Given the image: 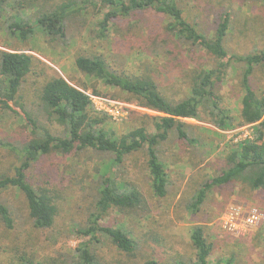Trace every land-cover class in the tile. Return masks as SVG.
I'll use <instances>...</instances> for the list:
<instances>
[{
	"label": "rangeland",
	"instance_id": "obj_1",
	"mask_svg": "<svg viewBox=\"0 0 264 264\" xmlns=\"http://www.w3.org/2000/svg\"><path fill=\"white\" fill-rule=\"evenodd\" d=\"M62 1L49 0V4L54 6ZM225 6L232 10V30L225 40L226 50L245 54L264 49V8L259 3L251 0H183L181 8L190 19L196 20L199 29L210 34L216 24V14ZM104 11L90 10L88 14L68 21L65 43H60L49 41L38 29L32 38L18 41L5 30L4 22L16 14L14 9H8L0 21V50L22 51L35 56L51 68V74L63 77L93 97L94 110L107 117L103 127L110 135L119 137L139 127L153 133L151 119L162 114L142 107L134 96L79 72L74 65L76 54H101L117 72L138 75L141 71H149L157 78L166 96L175 99L186 94L182 61L177 60L179 56L194 55H189L187 47L169 44L170 38L164 30L166 20L154 12L140 13L134 18L118 21L112 27L110 24L108 37L98 39L96 23ZM21 15L32 20L34 10H26ZM262 73L261 69H256L251 78L257 94L264 91ZM42 80L43 77H31L25 82L22 96L27 108H34ZM239 80V65L233 64L218 86L221 104L230 111L235 122H238L242 97ZM98 99H102V107L108 108L111 115L97 111ZM8 105L12 111L0 107V141L23 142L27 138L23 112L14 102H8ZM182 122L191 143L179 140L171 132L168 139L156 147L169 179L163 198L152 195L143 149L127 157L116 168L117 177L133 182L143 200L134 209L110 211L100 223L126 230L138 243L137 250L133 254L120 252L99 235L89 242L90 249L104 264H142L146 257L168 262L187 261L193 257L190 231L195 225H201L212 247L208 258L210 264L230 257L233 264H264V220L245 236L228 234L219 221L232 205L244 209L255 206L264 214V210L253 202V192L245 185L234 182L215 187L196 213L186 210L199 185L225 166L224 158L236 145L234 140L249 134L255 138L254 127L220 130L203 113L198 120L182 119ZM262 132L264 140V129ZM109 160L107 155L85 151L72 152L68 156H45L33 164L27 172L31 184L50 187L60 196L58 214L49 229L32 227L25 200L17 190L1 192L0 200L9 210L12 228H6L0 221V264H24V259L32 260L34 264H69L73 249L89 241L75 230L76 226L85 225L86 213L95 196L92 180ZM16 165L15 159L0 149V174L11 175Z\"/></svg>",
	"mask_w": 264,
	"mask_h": 264
},
{
	"label": "trees",
	"instance_id": "obj_2",
	"mask_svg": "<svg viewBox=\"0 0 264 264\" xmlns=\"http://www.w3.org/2000/svg\"><path fill=\"white\" fill-rule=\"evenodd\" d=\"M251 1L264 8V0ZM182 3L183 0H64L51 6L49 0H0V21L6 10L16 11L4 23L5 30L20 42L32 38L38 29L49 41L65 43L66 23L94 9H105L95 30L96 37L105 40L110 24L112 27L116 22L134 18L140 13L154 12L166 20L164 30L170 38L169 44L187 47L189 55H194L179 56L177 60L182 61L186 94L175 99L166 96L157 78L149 71H141L138 75L117 72L110 68L101 54H76L74 65L79 72L134 96L142 107L162 114L151 119L153 133L139 127L115 137L103 127L106 115L94 110L83 90L63 77L51 74V68L31 54L0 50V107L12 111L8 102H14L23 112L27 131L23 142L0 141V149L17 163L11 175L0 174V193L15 189L22 194L33 228L44 230L53 227L60 199L58 192L50 187L31 184L27 172L33 164L45 156H68L72 152L93 151L110 157L109 164L92 180L95 196L86 213L85 225L76 226V234L88 237L89 241L73 249L69 264H104L88 245L97 235L106 238L120 252L133 254L137 250L138 243L126 230L100 223L110 211L134 209L143 200L133 182L117 177L116 168L127 157L143 149L152 195L163 198L169 179L156 147L166 141L171 132L183 142H192L182 119L198 120L203 113L220 130L248 125L255 129V138L237 143L225 156V166L219 173L199 185L186 205L189 213H196L206 195L215 187L234 182L251 191L264 187V91L257 94L251 85L256 69H261L264 75V49H254L245 54L228 52L225 40L232 30L231 8H221L216 14L214 29L207 34L199 29L196 20L185 14ZM26 10H34L32 20L20 16ZM233 64L239 65L242 91L238 122L222 106L218 93L219 84ZM31 77H43V83L39 86L34 108H27L22 88ZM0 221L6 228H12L9 210L1 200ZM189 243L193 257L187 261L168 262L146 257L142 264H210L208 258L212 247L201 225L191 229ZM24 264L34 262L24 259ZM215 264L233 263L230 257L218 259Z\"/></svg>",
	"mask_w": 264,
	"mask_h": 264
},
{
	"label": "built area",
	"instance_id": "obj_3",
	"mask_svg": "<svg viewBox=\"0 0 264 264\" xmlns=\"http://www.w3.org/2000/svg\"><path fill=\"white\" fill-rule=\"evenodd\" d=\"M88 95V94H87ZM89 96V95H88ZM92 105L95 104L93 97L89 96ZM99 101V110L104 111V113H108L111 115V111L108 108L102 107V99H98ZM245 127V126H243ZM246 127H252V125H248ZM229 133V132H228ZM254 139L252 134L244 136L241 140L235 139L234 142L237 144L244 140ZM264 220V214L259 210V208L255 206H251L249 208H243L241 206H229L224 213L221 215L219 221L221 227L228 234L233 236H245L250 233L254 228H256L262 221Z\"/></svg>",
	"mask_w": 264,
	"mask_h": 264
},
{
	"label": "crops",
	"instance_id": "obj_4",
	"mask_svg": "<svg viewBox=\"0 0 264 264\" xmlns=\"http://www.w3.org/2000/svg\"><path fill=\"white\" fill-rule=\"evenodd\" d=\"M253 202L264 210V187L253 190ZM209 262V259H208Z\"/></svg>",
	"mask_w": 264,
	"mask_h": 264
}]
</instances>
